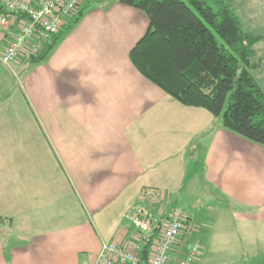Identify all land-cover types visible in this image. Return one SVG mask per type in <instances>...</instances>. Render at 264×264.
<instances>
[{
	"label": "crops",
	"instance_id": "obj_1",
	"mask_svg": "<svg viewBox=\"0 0 264 264\" xmlns=\"http://www.w3.org/2000/svg\"><path fill=\"white\" fill-rule=\"evenodd\" d=\"M88 1L46 58L0 62V264H94L104 244L134 250L128 209L156 219L167 203L190 222L195 264H264V148L136 70L142 11ZM225 1L264 35L261 0ZM253 76L264 93V65ZM200 193L211 195L204 214L177 205Z\"/></svg>",
	"mask_w": 264,
	"mask_h": 264
},
{
	"label": "trees",
	"instance_id": "obj_2",
	"mask_svg": "<svg viewBox=\"0 0 264 264\" xmlns=\"http://www.w3.org/2000/svg\"><path fill=\"white\" fill-rule=\"evenodd\" d=\"M118 2L148 18L147 32L129 53L136 70L180 104L207 110L224 129L264 148V93L253 76L264 65V35L246 32L225 0ZM83 10L28 60L46 58Z\"/></svg>",
	"mask_w": 264,
	"mask_h": 264
},
{
	"label": "built area",
	"instance_id": "obj_3",
	"mask_svg": "<svg viewBox=\"0 0 264 264\" xmlns=\"http://www.w3.org/2000/svg\"><path fill=\"white\" fill-rule=\"evenodd\" d=\"M82 0H0V29L7 30L9 18L17 22L0 54V62L12 64L18 58H32L41 54L49 38L55 35L74 15ZM142 211L128 209V218L137 228L134 250L108 243L102 246L94 264H194L200 246L191 241L189 220L178 207L169 208L166 220L145 216ZM143 215H141V214ZM164 223V224H163ZM146 250L150 257L143 260L140 252Z\"/></svg>",
	"mask_w": 264,
	"mask_h": 264
},
{
	"label": "rangeland",
	"instance_id": "obj_4",
	"mask_svg": "<svg viewBox=\"0 0 264 264\" xmlns=\"http://www.w3.org/2000/svg\"><path fill=\"white\" fill-rule=\"evenodd\" d=\"M261 4H262V6H264V0H261ZM262 48H263V43H260V44L256 45L255 49L257 50L258 55H260V53L262 51ZM5 65H10V64H5ZM0 67L3 68L2 65H0ZM210 199H211V195L210 194L206 195V194L200 193L198 198H197V201H196V198L194 196H192V197H190L187 200V202L184 205H181L180 202H178L177 205L182 207L185 212H187V213H189L191 215H194V213L197 212L200 209H202L201 214H204V212L206 211V207H207L205 200H210ZM172 205H173L172 203H167V205H165V206L161 205V206L158 207V210H157L156 214L162 220H164V222L166 220L167 215L169 214V208H171ZM162 208H163V210H162ZM158 212H159V214H158ZM196 220L200 221L199 215L196 217ZM192 240H194V239H192ZM196 261L197 260H195L194 264L196 263Z\"/></svg>",
	"mask_w": 264,
	"mask_h": 264
},
{
	"label": "water",
	"instance_id": "obj_5",
	"mask_svg": "<svg viewBox=\"0 0 264 264\" xmlns=\"http://www.w3.org/2000/svg\"><path fill=\"white\" fill-rule=\"evenodd\" d=\"M142 258L145 259V251L142 253Z\"/></svg>",
	"mask_w": 264,
	"mask_h": 264
}]
</instances>
